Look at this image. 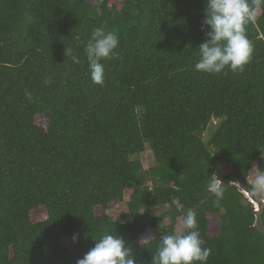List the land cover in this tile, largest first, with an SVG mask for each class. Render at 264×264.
Segmentation results:
<instances>
[{"label":"trees","instance_id":"16d2710c","mask_svg":"<svg viewBox=\"0 0 264 264\" xmlns=\"http://www.w3.org/2000/svg\"><path fill=\"white\" fill-rule=\"evenodd\" d=\"M248 2L249 63L207 74L194 67L206 0H0V264H76L109 232L151 264L189 209L207 264H264L242 194L250 171H264V0ZM97 27L120 41L101 61L102 86L84 52ZM212 174L224 183L218 202ZM126 191L131 221L95 214Z\"/></svg>","mask_w":264,"mask_h":264},{"label":"clouds","instance_id":"9594fccd","mask_svg":"<svg viewBox=\"0 0 264 264\" xmlns=\"http://www.w3.org/2000/svg\"><path fill=\"white\" fill-rule=\"evenodd\" d=\"M204 14L201 28L207 29L206 39L197 47L199 58L195 70L207 74H221L225 68L233 72L243 71L253 53L246 26L256 20L255 9L248 0H206ZM119 43L115 32L105 31L102 27L92 31L84 52L93 84H104L105 66L101 61L115 55ZM73 61L80 63L77 56H73ZM26 95L31 99L30 93ZM209 176L207 190L218 202L224 196V183L215 174ZM251 191L253 195L264 196V171L254 175ZM173 204L179 209L184 208L179 200ZM183 225L184 234L161 236L151 264H207L211 249L203 246L205 242L198 229L196 214L191 209L187 210ZM93 241L94 246L76 264H136L132 247L119 234L109 232Z\"/></svg>","mask_w":264,"mask_h":264},{"label":"rangeland","instance_id":"374dc122","mask_svg":"<svg viewBox=\"0 0 264 264\" xmlns=\"http://www.w3.org/2000/svg\"><path fill=\"white\" fill-rule=\"evenodd\" d=\"M217 125H218V121H212L211 131H207L203 135V139L205 141L208 139L209 134H211L215 130ZM139 158L141 159L142 167L145 170L147 168H149V167L154 165L151 157L149 155L145 154V153H143ZM258 173L259 172L257 171L256 168H254L253 170L250 171L249 177H248V183L251 186H252V181H253L254 175H256ZM148 185L150 186V184H148ZM129 195H130V192L126 191L125 195H124L123 202L111 204L108 207L106 212H103L101 209L96 208L95 209V214L99 216V215H102L103 213H106V215H108L113 220H117V221H120V222L131 221L132 220V216H131V214L128 213L127 208H126V201L128 200ZM259 197H260V199L264 200V196H259ZM243 203L244 204L246 203L245 200H243ZM165 210H167V207L156 208L155 210L152 211V216H156V217L160 216V215H162V212L165 211ZM44 218H45V215L42 212H36L35 221H41ZM165 223H168L167 219H165ZM175 230H176V234L177 235H181L182 234L184 228H183V225H182V223L180 221H178ZM155 233H158V229H154L153 231H151L150 234H155ZM62 243L64 245H66L67 242H66V240H63Z\"/></svg>","mask_w":264,"mask_h":264},{"label":"water","instance_id":"95a60500","mask_svg":"<svg viewBox=\"0 0 264 264\" xmlns=\"http://www.w3.org/2000/svg\"><path fill=\"white\" fill-rule=\"evenodd\" d=\"M243 194L246 196L249 203L253 206V215H254V228L261 234V236L264 238V225H263V209H264V200L257 199L254 197V195L243 192Z\"/></svg>","mask_w":264,"mask_h":264},{"label":"bare ground","instance_id":"6f19581e","mask_svg":"<svg viewBox=\"0 0 264 264\" xmlns=\"http://www.w3.org/2000/svg\"><path fill=\"white\" fill-rule=\"evenodd\" d=\"M243 192H244V191L242 190V194H243ZM245 192H246V191H245ZM243 195H244V194H243ZM259 199H260V198H259Z\"/></svg>","mask_w":264,"mask_h":264}]
</instances>
